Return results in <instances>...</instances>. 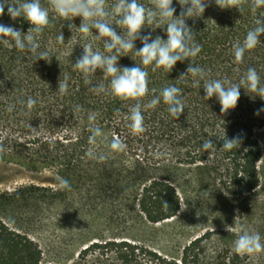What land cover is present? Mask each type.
<instances>
[{
  "label": "trees",
  "instance_id": "trees-1",
  "mask_svg": "<svg viewBox=\"0 0 264 264\" xmlns=\"http://www.w3.org/2000/svg\"><path fill=\"white\" fill-rule=\"evenodd\" d=\"M115 2L106 0L109 11ZM138 3L153 7L150 0ZM41 4L49 7L47 0ZM251 5L252 0H245L240 12L221 9L215 0H208L201 16L186 20L196 33L195 43L202 46L194 63L209 72V79L239 83L252 67L264 85V35L241 63L235 62L233 54V45L243 43L255 21H264V7L253 11ZM173 7L179 16L178 0H173ZM118 18L110 20L124 35L126 29L115 23ZM49 19L50 26L39 37V50L49 51V61L0 45V145L4 148L0 161L51 176L47 186L29 184L0 193V264H264V252L251 257L236 254L237 233L225 229V225L244 226L259 232L264 242V138L260 134L264 112L256 114L264 100L241 87L237 107L222 114L215 96L203 98V81L196 88L190 74L179 79L189 60L177 62L170 72L162 67L153 72L149 65L145 67L149 93L140 100L145 131L133 134L127 116L137 101L114 97L108 90L111 77L106 79L103 70L91 73L87 77L91 83L86 84L85 76L73 68L85 44L104 55L115 54L105 50L107 38L96 40L95 29L87 36L80 33V17L61 18L50 9ZM0 23L25 34L31 27L23 17L12 20L7 7ZM157 23L146 24L140 35L166 39V26L157 28ZM61 33L62 44L57 42ZM134 44L135 50L142 47L140 39ZM135 50L119 54L118 65H141ZM65 77L68 91L61 95L58 85ZM99 84L106 91L96 94L92 87ZM170 85L181 89L185 104L178 119L162 98L155 108L143 107ZM29 97L36 101L31 110ZM89 114H95L94 126L103 133L95 146L88 142ZM224 136H239L242 143L220 151ZM114 138L125 144L123 151L110 150ZM206 139L216 150L200 152ZM93 147L97 156L104 154L106 159L90 158L87 152ZM60 178L69 181L70 189L61 188ZM188 192L201 193L203 204L215 205L217 222L194 230L198 233L184 243L173 239L162 248L131 236L132 231L177 217L181 204L190 201ZM101 209L106 219L98 228L87 217ZM43 213L47 214L40 217ZM73 217L82 219L81 224L65 223L67 230L63 228L54 244L40 242L29 232L45 224L60 226Z\"/></svg>",
  "mask_w": 264,
  "mask_h": 264
},
{
  "label": "clouds",
  "instance_id": "clouds-1",
  "mask_svg": "<svg viewBox=\"0 0 264 264\" xmlns=\"http://www.w3.org/2000/svg\"><path fill=\"white\" fill-rule=\"evenodd\" d=\"M245 0H215V4L221 9L235 8L242 11V4ZM49 7H43L41 0H0V17L7 14L12 20L23 17L29 22L31 27L27 33L0 23V45L5 47H14L15 49L29 54V58L34 57L35 60L42 59L49 61L51 55L49 51H40L39 37L44 29L50 26L49 10L51 9L59 17L71 20L75 17L82 18L78 30L85 36L91 34L95 29L98 35L96 40L107 38L104 40V48L108 53L115 54L104 55L100 51H93L91 44L83 45V54L74 63V70L80 71L85 76V83L90 84L91 81L87 77L96 72L97 69L103 70L105 78L110 79L108 90L111 94L120 100L137 101L134 106L129 109L127 119L130 121L129 127L133 134H139L145 131L144 117L142 114V105L140 100L149 93L148 88V72L145 67L152 65V71L155 72L159 68H164L170 72L177 62L189 60L190 63L185 73H182L179 79H183L189 74L193 77L192 86L201 87L203 81V89L205 91L204 99L208 100L215 96L221 106V113H227L229 110L235 109L240 99V89L243 87L248 93H254L255 96L264 100V85H261V78L255 68L249 67L244 73L239 83H232L227 78L209 79V72L201 66L194 63V58L201 52L202 46L195 43L196 33L186 23L189 18L201 16L206 7L208 0H178L181 6L179 16L174 15L176 12L173 7V0H150L153 7L146 8L138 0H116L111 5V10L106 5V0H47ZM252 10L264 7V0H252ZM119 17L115 23L117 26L126 29V34H118L116 27L110 20V17ZM157 28L160 25L166 26L167 38L161 36L152 38L151 33L141 36V29L145 25H151L157 21ZM256 26L250 29L243 43L233 45L234 60L236 63L243 61L244 55L260 43V37L264 35V21L256 20ZM74 24H69V28L73 31ZM76 27V26H75ZM7 37L11 38V43ZM140 39L142 47L135 50L134 42ZM65 40L61 33L57 37L58 43ZM135 50V55L141 58V65L133 67H120L118 60L121 53H127ZM68 91L67 77L59 81L58 92L63 95ZM92 91L96 94L105 92L103 84L95 85ZM155 92V89H152ZM167 105L168 112L178 119L185 109L184 101L181 99V89L175 85L163 88L158 96L152 98L144 108H155L160 102ZM36 101L29 97L27 99V108L31 110ZM12 110L11 106L8 109ZM264 112V107L257 109L256 114ZM95 114H89L90 123L89 144L95 146L97 137L103 135L102 130L98 126H94ZM223 146L220 151H231L238 148L242 139L237 136L231 139L224 136ZM109 148L111 151H123L125 144L119 139L114 138ZM216 150L211 139H206L200 146V152H210ZM4 148L0 145V152ZM87 155L93 159L103 161L106 159L104 154L97 156L95 148H89ZM59 184L62 189H70V183L64 178H60ZM226 231L229 233H237V238L233 244V251L241 256H255L264 252V242H262L259 232L252 231L244 226L236 228L234 226L225 225Z\"/></svg>",
  "mask_w": 264,
  "mask_h": 264
},
{
  "label": "rangeland",
  "instance_id": "rangeland-1",
  "mask_svg": "<svg viewBox=\"0 0 264 264\" xmlns=\"http://www.w3.org/2000/svg\"><path fill=\"white\" fill-rule=\"evenodd\" d=\"M260 134L264 138V130L261 131ZM49 179H51V176L49 174H33L23 170L19 166L12 163L0 161V193L3 191H11L12 189L19 186H26L29 184L47 186V183L45 182ZM188 195L190 196V201L188 203L185 202L184 204H181V210L177 217L173 218L172 220L165 221L161 224L148 226L147 228H140L134 232L132 231L131 236L155 248H162L163 244L173 239L184 243L187 239L198 233L196 231L193 232L194 230L217 222L214 204H203L201 193L188 192ZM120 205L124 206L126 204ZM28 211L29 213H31L32 209L30 208L28 209ZM45 214L47 213H43L42 215H40V217H44ZM49 215H54V213ZM38 217L39 215L35 217L34 220H38ZM87 218V221L90 220V222H92L94 225H96V227L99 228L106 219L105 211L101 209L96 213L94 212L90 214ZM47 219H49L48 216L45 218V221ZM81 222L82 219L78 220L76 217H73L66 222L62 221L60 223V226L53 224L47 226L45 224L42 229L38 230L36 228H31L33 230L29 232L40 242L54 244L57 242L56 237L58 238L59 236H61L63 228L67 230V225H64L65 223L72 224L73 227H76L77 225L81 224ZM72 251L73 250H71L70 252Z\"/></svg>",
  "mask_w": 264,
  "mask_h": 264
}]
</instances>
